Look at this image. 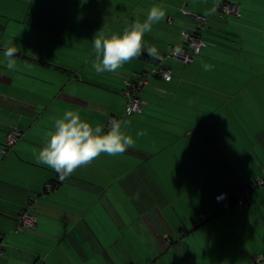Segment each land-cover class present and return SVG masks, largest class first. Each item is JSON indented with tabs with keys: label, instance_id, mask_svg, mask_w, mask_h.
Segmentation results:
<instances>
[{
	"label": "crops",
	"instance_id": "crops-1",
	"mask_svg": "<svg viewBox=\"0 0 264 264\" xmlns=\"http://www.w3.org/2000/svg\"><path fill=\"white\" fill-rule=\"evenodd\" d=\"M224 1L239 4L240 17H214ZM102 2L0 0V61L7 48L18 52L14 71L0 63V148L12 129L22 134L0 153V264L264 259V185L243 210L215 201L220 194L234 200L263 176L264 0H175L173 15L160 21L167 28L153 25L159 34L144 35L153 41L140 55L97 74L92 39L120 31V15L112 21L96 12ZM180 8L206 18L197 36L205 46L182 65L165 57L169 46L184 47L182 30L197 26ZM153 47L171 77L148 78L141 113L126 115L124 82L152 68ZM65 111L105 131L117 119L134 144L116 156L101 153L60 180L37 158ZM23 212L37 226L15 232Z\"/></svg>",
	"mask_w": 264,
	"mask_h": 264
},
{
	"label": "clouds",
	"instance_id": "clouds-1",
	"mask_svg": "<svg viewBox=\"0 0 264 264\" xmlns=\"http://www.w3.org/2000/svg\"><path fill=\"white\" fill-rule=\"evenodd\" d=\"M166 12L162 6H153L143 22H133L122 33L100 35L92 39L96 61L92 68L97 74L115 72L126 62L141 54L143 37L152 31L153 25L164 20ZM15 47H9L3 52L9 71L17 67L14 57ZM150 56L158 58L155 47L148 50ZM205 71L211 70L209 64H203ZM119 121H113L107 126V131L101 126H93L73 111H65L61 118L54 122V131L46 144L41 148L37 162L53 169L59 174L60 180L70 176L73 171L91 162L101 153L116 156L123 153L134 144V139L125 134ZM139 135V133L137 134Z\"/></svg>",
	"mask_w": 264,
	"mask_h": 264
},
{
	"label": "built area",
	"instance_id": "built-area-1",
	"mask_svg": "<svg viewBox=\"0 0 264 264\" xmlns=\"http://www.w3.org/2000/svg\"><path fill=\"white\" fill-rule=\"evenodd\" d=\"M239 4L225 2L220 4L215 8L214 14L217 16H231V17H239ZM180 13L183 16L190 17L197 23V28L201 29L205 23L206 18L194 15L181 8ZM182 45L180 46H169L168 52L169 55L165 56L167 58H171L173 60H178L182 64H188L193 61L195 55L199 54L201 49L205 46L204 41L197 37V34L194 30H182L181 33ZM163 61V57H158L153 61V66L148 72H144L135 79L128 80L124 82L123 90L121 91V96L126 99L125 105V114L126 115H134L141 113L142 102L139 99V94L141 93L144 85L147 83V79L153 76H157L164 81H168L171 77V71L167 68H164L161 65ZM118 121L117 119L110 118L107 121V126L110 125L111 122ZM22 137L21 132L18 129H12L10 132L6 134V138L2 147L0 148L1 154H7L10 152L15 145L19 142ZM263 176L256 178L253 182L247 184V186L238 191L236 194V198L234 200H230L225 194H220L216 196L215 201L219 203L223 208L229 207L234 204L239 209L243 210L247 208L249 203V195L256 188L264 185V171L262 172ZM57 184H49L45 187L46 190H51L56 187ZM37 226V219L35 216L23 212L17 218V224L15 227V232H21L27 229H34ZM4 246L0 243V259L3 257ZM255 264H264V259L261 257L254 258Z\"/></svg>",
	"mask_w": 264,
	"mask_h": 264
},
{
	"label": "rangeland",
	"instance_id": "rangeland-1",
	"mask_svg": "<svg viewBox=\"0 0 264 264\" xmlns=\"http://www.w3.org/2000/svg\"><path fill=\"white\" fill-rule=\"evenodd\" d=\"M106 1L108 2L100 3L101 6H98L100 9L96 10V12H100L104 16H108L110 14L113 17L112 21H115V17L120 15L117 18L118 20L117 25H115L116 28L119 27L120 31L118 33H122L126 28L130 27V25L133 22H135L136 19L143 22L145 16L142 13L148 12V10L153 6H162L166 13H171L172 15L175 12V10L173 9L175 0H154V1L153 0H106ZM167 2H171V3L167 4ZM112 11H115L116 14H113ZM188 18L191 19L190 17ZM160 23L162 25L161 26L162 28H167L163 25V22ZM150 33H151L150 35H152L155 38H157V35L159 34V32L157 31L154 32V30H152ZM152 36L150 37L144 36L143 43L145 44L152 43L153 41V39H151ZM180 64L182 65V63Z\"/></svg>",
	"mask_w": 264,
	"mask_h": 264
},
{
	"label": "trees",
	"instance_id": "trees-1",
	"mask_svg": "<svg viewBox=\"0 0 264 264\" xmlns=\"http://www.w3.org/2000/svg\"><path fill=\"white\" fill-rule=\"evenodd\" d=\"M225 2H229V1H224V2H222V3H225ZM221 3V4H222ZM213 16L214 17H216V18H218V19H223V18H228V17H231V16H226V15H223V16H217L216 14H213ZM240 17V16H239ZM196 25H197V23H196ZM205 26V25H204ZM192 30H194L195 31V33L197 34V36H198V33H199V30L200 29H198L197 28V26L194 28V29H192ZM181 40H182V38H181ZM151 59H155L154 57L153 58H151Z\"/></svg>",
	"mask_w": 264,
	"mask_h": 264
}]
</instances>
